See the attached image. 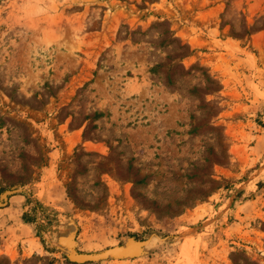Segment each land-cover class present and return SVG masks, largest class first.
<instances>
[{
  "label": "rangeland",
  "instance_id": "1",
  "mask_svg": "<svg viewBox=\"0 0 264 264\" xmlns=\"http://www.w3.org/2000/svg\"><path fill=\"white\" fill-rule=\"evenodd\" d=\"M0 264H264V0H0Z\"/></svg>",
  "mask_w": 264,
  "mask_h": 264
},
{
  "label": "water",
  "instance_id": "2",
  "mask_svg": "<svg viewBox=\"0 0 264 264\" xmlns=\"http://www.w3.org/2000/svg\"><path fill=\"white\" fill-rule=\"evenodd\" d=\"M8 193H6L7 196ZM70 249L69 257L79 263L90 262V261H98L101 259H105L108 257H119L125 255L127 253L126 248L122 246H114L107 248L103 251L91 253V254H81L75 251L71 244H68Z\"/></svg>",
  "mask_w": 264,
  "mask_h": 264
},
{
  "label": "trees",
  "instance_id": "3",
  "mask_svg": "<svg viewBox=\"0 0 264 264\" xmlns=\"http://www.w3.org/2000/svg\"><path fill=\"white\" fill-rule=\"evenodd\" d=\"M23 220L25 221V222H29V221H32V220H34V219H31V217L28 215V213H23Z\"/></svg>",
  "mask_w": 264,
  "mask_h": 264
}]
</instances>
